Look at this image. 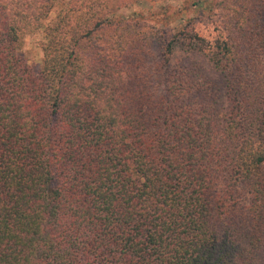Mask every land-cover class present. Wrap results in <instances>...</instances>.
<instances>
[{"label": "trees", "instance_id": "1", "mask_svg": "<svg viewBox=\"0 0 264 264\" xmlns=\"http://www.w3.org/2000/svg\"><path fill=\"white\" fill-rule=\"evenodd\" d=\"M191 6L0 0V264H264V0Z\"/></svg>", "mask_w": 264, "mask_h": 264}, {"label": "rangeland", "instance_id": "2", "mask_svg": "<svg viewBox=\"0 0 264 264\" xmlns=\"http://www.w3.org/2000/svg\"><path fill=\"white\" fill-rule=\"evenodd\" d=\"M193 0H121L122 8L118 13L133 17L135 12L140 16L134 18L143 21L149 27H158L165 21V10L170 16L171 25L187 23L188 19L195 18L193 24L198 29L201 36L206 38L216 34L215 24L207 16H202L191 6ZM188 7L186 11L184 7ZM57 7L50 15L47 24L50 23L57 14ZM163 19V20H162ZM135 23V20L131 21ZM44 41V30L39 29L32 33H26L21 37L19 50L31 64H38L43 57L42 43Z\"/></svg>", "mask_w": 264, "mask_h": 264}]
</instances>
